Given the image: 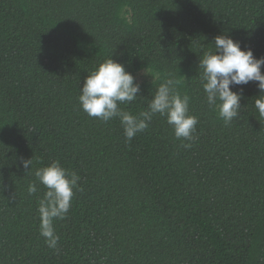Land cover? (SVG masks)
Segmentation results:
<instances>
[{"label":"trees","instance_id":"obj_1","mask_svg":"<svg viewBox=\"0 0 264 264\" xmlns=\"http://www.w3.org/2000/svg\"><path fill=\"white\" fill-rule=\"evenodd\" d=\"M220 34L264 57V0H0V264H264L257 82L231 86L241 107L225 124L200 80ZM108 58L140 86L119 105L132 115L179 80L195 139H176L155 114L126 142L118 117L82 111L81 86ZM53 160L80 177L53 222L57 249L39 233L45 188L32 174Z\"/></svg>","mask_w":264,"mask_h":264},{"label":"clouds","instance_id":"obj_2","mask_svg":"<svg viewBox=\"0 0 264 264\" xmlns=\"http://www.w3.org/2000/svg\"><path fill=\"white\" fill-rule=\"evenodd\" d=\"M211 43L214 50L205 51L198 61L207 104L228 124L238 116L242 96L241 92L233 91L231 86L257 82L259 94L253 97V104L259 117L264 119V72L261 71L264 57H255L250 48L242 49L238 41L227 35H216ZM179 83V80L166 78L148 103L149 111L138 116L132 115L119 105L134 101L140 93V86L121 63L108 58L88 73L81 86L78 102L89 117L103 122L118 117L126 142L146 130L155 114L166 119L176 139L191 142L195 139L193 132L198 120L188 114L189 97L180 94L177 89ZM181 146L190 148L192 145L182 143ZM21 164L26 171L29 170L33 164L32 158H21ZM32 174L45 188L38 205L39 233L49 248L57 249L59 237L53 222L68 214L73 190L78 188L80 177L76 172L61 166L58 160L34 169ZM27 192L29 195L35 194L36 183H29Z\"/></svg>","mask_w":264,"mask_h":264},{"label":"rangeland","instance_id":"obj_3","mask_svg":"<svg viewBox=\"0 0 264 264\" xmlns=\"http://www.w3.org/2000/svg\"><path fill=\"white\" fill-rule=\"evenodd\" d=\"M139 77V79H143L144 77H146V75H145V73H140V75L138 76Z\"/></svg>","mask_w":264,"mask_h":264}]
</instances>
